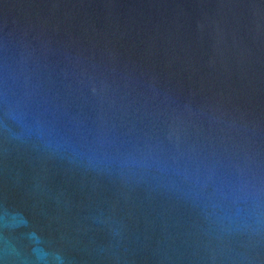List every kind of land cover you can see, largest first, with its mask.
I'll use <instances>...</instances> for the list:
<instances>
[{"label": "water", "instance_id": "1", "mask_svg": "<svg viewBox=\"0 0 264 264\" xmlns=\"http://www.w3.org/2000/svg\"><path fill=\"white\" fill-rule=\"evenodd\" d=\"M0 264H264V0H0Z\"/></svg>", "mask_w": 264, "mask_h": 264}]
</instances>
